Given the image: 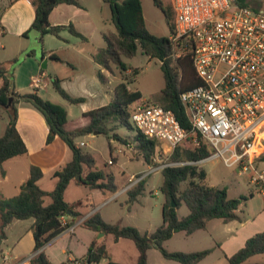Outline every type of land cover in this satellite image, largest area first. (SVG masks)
<instances>
[{"label": "trees", "instance_id": "obj_1", "mask_svg": "<svg viewBox=\"0 0 264 264\" xmlns=\"http://www.w3.org/2000/svg\"><path fill=\"white\" fill-rule=\"evenodd\" d=\"M14 1L16 0H12ZM103 1L110 6L111 20L116 32L104 35L106 47L100 49L94 56L96 63L102 68L97 73L99 81L103 86L109 85V77L103 70L114 74V67H117L122 72H127L129 69L124 58H134L141 49L146 56L162 63L165 87L156 98L157 102L167 110L174 112L181 124L188 128L189 122L181 102V95L200 85L190 53L177 58V49L170 37H159L150 33L144 17L142 0ZM154 1L160 9L166 12L160 0ZM32 2L36 10V18L32 26L34 30L43 35L52 34L59 37L60 33L68 28L72 34L86 40L73 26L53 27L49 20L56 7L62 4L80 6L79 0H32ZM238 3L242 6L247 5L246 0H238ZM4 12L5 7H0V28ZM174 17L172 9V15L167 16L171 35L175 32ZM52 58L61 61L55 55ZM133 74L137 75L138 71H133ZM0 80L4 81L0 88V111H6L9 114L6 133L0 137V167L5 162L28 153L27 145L17 128L19 102L32 104L45 117L49 126L47 144L61 138L73 153L72 161L54 173L56 186L52 192L41 189L39 182L43 179L44 172L41 168L32 166L30 178L22 185L20 193L13 198L0 199V239H5L6 228L15 220L33 219L32 231L36 256L32 264H57L51 260L44 247L70 229L77 219L83 217L78 211V208L83 206V202L70 204L66 201V192L70 184L76 181L90 190L116 194L120 189L116 184L115 173L112 169H107L117 162L112 149V140L130 148L136 145V150L141 153L139 158H142L149 166L158 165L157 155L162 144L147 138L137 129V136L131 140L118 135L117 131L120 127L134 130L131 123L134 106L143 99L140 91L130 90L131 81L125 75L122 83L113 89L110 104L85 113L84 118L88 120V124L74 130L68 129L69 116L63 106L45 100L38 91L25 95L18 94L7 70L2 66H0ZM54 85L63 98L73 103L80 102V100L69 97L58 81H55ZM11 99H13L12 103ZM89 135H104L109 140L112 164L108 162L105 169L97 168L94 156L84 152L76 143L79 138ZM132 140L134 142H131ZM210 154L211 150L206 145L194 148L186 144L165 158L166 163L194 162L195 164L168 166L162 170L164 182L161 193L165 199L163 224L153 234H143L133 226L108 223L98 212L84 219L83 225L97 233L112 235L116 242L123 239L132 240L140 253L138 264H149L148 251L151 249H157L166 260L180 264H200L212 254V249L190 253L172 252L165 247V243L180 232L191 236L197 231L206 230L213 220H222L226 224L234 221L242 223L243 219L239 211L243 202L247 201V198L230 199L227 189L206 183V172L200 169L198 164L206 160ZM259 161L264 162V155ZM3 174H5L4 171ZM78 178L81 179L78 180ZM187 182L188 186L183 190L182 185ZM144 192L145 181L142 180L134 189L126 191L127 204L132 206L139 202ZM47 199L51 200L48 205L46 204ZM183 203L187 206L189 215L180 218L178 211ZM68 218H71V222H65ZM260 254H264V232L250 238L245 247L228 258V261L230 264H245L250 258ZM104 260L107 261L104 262ZM80 263L120 264L112 259L106 246L99 245L97 240L92 243L87 257L61 264Z\"/></svg>", "mask_w": 264, "mask_h": 264}, {"label": "crops", "instance_id": "obj_2", "mask_svg": "<svg viewBox=\"0 0 264 264\" xmlns=\"http://www.w3.org/2000/svg\"><path fill=\"white\" fill-rule=\"evenodd\" d=\"M79 3L80 6L59 5L51 13L49 20L53 27L73 26L86 40L75 36L68 28L63 30L59 37L52 34L43 35L32 28L36 18V10L32 0H16L14 2L12 0H0V7H5L0 28V66L7 70L8 76L12 79L15 91L18 94L25 95L38 91L39 95L45 100L63 106L68 112L69 130L81 128L88 124V120L84 118L85 113L109 105L113 89L122 83L124 76H122L121 80L114 81L116 67H114V74L103 70L110 80L108 86H103L97 76L98 71L102 68L96 63L94 56L100 49L106 47L104 35L116 32V28L111 20L112 16L109 4L103 0H79ZM173 23L175 25V17ZM167 37H171V32ZM54 55L59 57L61 61L54 60L52 58ZM131 73L132 71L128 70L125 74ZM40 76L43 78V84L39 89H36L34 81ZM55 81H58L61 88L69 97L80 100V102L73 103L63 98L55 88ZM3 83L4 81L0 80V88ZM51 88L53 92L49 91ZM130 90L132 89L130 88ZM142 100L146 99L143 98ZM17 108V128L27 145L28 153L24 156L13 158L0 167V199L13 198L20 193L22 185L30 178L32 166H37L44 172V177L39 182L41 189L52 192L56 186L53 178L54 173L73 159L72 151L61 138H57L53 143L47 144L49 126L45 117L38 109L32 104L25 102H19ZM8 123L9 114L6 111H0V137L5 135ZM85 137L94 139L95 136L89 135ZM78 140L76 141L77 145L83 149L86 144ZM114 142L116 141L112 140L111 143L115 154ZM82 143H84V146H81ZM130 149L132 150L133 147ZM110 154L112 155L111 148ZM133 158L137 160L142 159L136 158L134 155ZM261 165L264 166V162L259 161L258 171L259 173H264ZM3 171L5 174H3ZM253 179L254 176L251 179L252 184H255L259 194L264 196V190L260 189V185H257ZM79 185L84 186L76 181L70 184L66 192V201L70 204L83 202V206L78 208L83 217L77 219L70 229L44 247L45 252L51 260L57 264L84 259L89 254L90 247L97 240L96 235L98 233L86 228L82 223L84 219L98 212L106 222H112V220H109L111 218L105 216L103 213V210L110 205L107 203L112 200L109 196L111 193H105L101 190H90L88 188V194L82 193L73 200L69 199L68 195L74 190L73 188H78L74 186ZM84 187L87 188L86 186ZM118 187L120 190L116 194L124 192L126 186L122 189L120 186ZM127 201L128 198L126 204ZM50 203L51 200L47 199L46 204ZM164 203L165 199L163 205ZM139 204H141V198L139 202L132 206L127 204L129 212L126 216L132 215L134 208L137 205L139 206ZM185 217L180 216V218ZM66 221L71 222V218L65 219ZM22 222L24 221L15 220L6 230H11L16 224H22ZM258 223L257 219H254L251 223L244 222V220L242 223L234 221L226 224L223 222L224 234L226 233L225 237L228 240L220 242L219 238L212 236L211 243L209 242L208 246H206L207 248L200 250L204 251L210 248L213 252L200 264H213L214 261H218L221 264H230L228 258L245 247L246 242L254 235L264 232V224L257 225ZM33 224L34 222L31 223V227L28 225V231L20 238L17 244L19 247L13 250L14 254L13 252L4 253L1 250V255H4V264H27L24 261L34 254L35 239L32 231ZM118 224L136 227L143 234H153L163 222H154L150 217L145 216L144 223L142 224H139V222L137 224ZM258 226H261V228ZM254 228L256 229L255 232ZM201 231H197L191 236H187L183 232L177 233L171 240L165 243V247L172 252H196L198 249L188 250L184 248V242ZM104 236L106 237V235ZM70 237H76L74 247H69L68 251L65 248L57 251L55 246ZM25 238H27V243L24 245ZM5 241H8L7 235L5 239L0 241V247ZM97 241H99V245H102L101 240ZM125 244L126 247H121L124 253L123 256H118L120 260L112 253L110 256L115 262L120 264H138L140 253L136 244L134 243L135 247H132L131 243ZM172 244L175 246H172ZM255 257L258 256L250 258L245 264H264V259L256 261ZM122 258L126 262H121ZM148 262L149 264H180L175 261L166 260L157 249L148 251Z\"/></svg>", "mask_w": 264, "mask_h": 264}, {"label": "built area", "instance_id": "obj_3", "mask_svg": "<svg viewBox=\"0 0 264 264\" xmlns=\"http://www.w3.org/2000/svg\"><path fill=\"white\" fill-rule=\"evenodd\" d=\"M256 3L261 6H242L238 0H172L175 32L170 39L176 57L190 53L200 85L181 95L188 128L159 104H135L131 120L136 129L162 144L158 165L149 174L194 165L166 163L160 156L169 157L186 144L206 145L211 154L204 161H222L239 175L253 172V181L264 190V173L258 171L264 155V0ZM42 84L37 77L35 88ZM140 181L130 179L131 184ZM35 256L24 262L32 264Z\"/></svg>", "mask_w": 264, "mask_h": 264}, {"label": "rangeland", "instance_id": "obj_4", "mask_svg": "<svg viewBox=\"0 0 264 264\" xmlns=\"http://www.w3.org/2000/svg\"><path fill=\"white\" fill-rule=\"evenodd\" d=\"M160 1L162 2L166 12L160 9L155 4L154 0H142L144 17L150 33L159 37H167L170 35V28L167 24V16L172 15V0ZM246 3L250 6H261V4L249 0H246ZM176 54H178V50ZM124 61L132 73L126 75V72H122L120 68L116 67L114 81L121 80L123 75L127 76V78L131 81L129 86L133 91L138 90L143 94L144 99L159 104L156 98L165 87L162 63L157 59H152L146 56L141 49L138 50V53L134 58H124ZM133 71H138V74L134 75ZM49 91H52V88ZM131 123L134 130L126 127H120L117 131L120 137L131 140L137 136V130L132 120ZM78 141H83L86 144V146L83 147V151L94 156L97 168L105 169L106 165L112 158L108 138L104 135H100L95 136L94 139L83 137ZM131 142L134 141L132 140ZM113 147L115 150L114 157L117 158V164L108 167L107 169H112L114 171L116 184L120 186L121 189L126 186L124 190L127 189L126 191H128L132 188L134 189V187L138 184H131V176H134L137 179H142L146 183L145 195L141 197V204L134 208L133 214L127 217L126 215H128L127 213L129 210L128 205L126 204V200L128 198L126 192L122 191L120 194L116 195L110 194L109 196L112 200L107 203L110 205L103 210V213L105 216L111 218L109 220H112L111 223L113 224H137L138 222L139 224H142L144 223L145 216L148 218L150 217L151 220H154V222H163L164 197L161 193V186L163 185L164 178L162 171L149 174L151 167L148 166L143 159L137 160L133 158V155L136 158H139V155H141V153L136 150V145L133 146V149L131 150L130 147L121 145L116 141L113 143ZM160 157L164 162H166V157L164 155ZM198 166L206 172V183L208 185L227 189L230 199L247 198V201L243 202L239 211V214L243 218L244 222L251 223L254 219H257V221H259L257 225L264 224V196L259 194L256 185L252 184L251 179L254 176L253 172L239 175L237 168H227L222 161L219 160L203 161L199 163ZM262 168L264 169V166H262ZM187 186L188 182L182 185V189H186ZM74 187L78 188H73L74 190H72L68 195L69 199L73 200L79 197L82 193L88 194V188L80 185ZM179 214L181 217H185L189 214V210L184 203L179 209ZM33 222L34 220L30 219L22 222V224H16L11 230H5L6 235L8 236V241H5L0 247V264L5 263L3 259L4 255H1V250H3L4 253L13 252L14 254L13 250L16 247H19L17 244L20 238L28 231V225L31 227V223ZM222 223L223 222L220 220H214L209 224L207 230L201 231L192 238L186 240V242H184V248H187L188 250L198 249L196 252L202 251L200 249H206L209 242L211 243L210 240L212 239V236L219 238V240H221L220 242H223L224 240L227 241L228 238L225 237L226 233L224 234V224ZM258 227L261 228V226ZM255 230L256 229L254 228V232ZM96 239L101 240V244L106 246L109 254H114L117 259L119 255L123 256L124 253L121 247H126L125 243H131L132 247H135L132 240L123 239L120 240V243H118L114 241L112 236L105 237L102 236L101 233L96 235ZM75 241L76 237L66 238L55 246L56 250L59 251V249L65 248V250L68 251L69 247H74ZM23 243L24 245L27 243V238L24 239ZM174 244H172V246L178 245ZM24 245L23 247H25ZM22 250L24 249L22 248ZM257 256L258 257L254 258L256 261L264 259V254ZM106 261L107 260H104V262ZM121 262L126 261L122 258ZM213 264L221 263L214 261Z\"/></svg>", "mask_w": 264, "mask_h": 264}, {"label": "water", "instance_id": "obj_5", "mask_svg": "<svg viewBox=\"0 0 264 264\" xmlns=\"http://www.w3.org/2000/svg\"><path fill=\"white\" fill-rule=\"evenodd\" d=\"M251 1L260 2L261 0H251ZM44 67H45V65H44ZM12 101H13V99H11V103H12ZM80 179H81V178H78V180H80ZM173 206L176 207V204L173 203ZM101 235L104 236L103 233H101Z\"/></svg>", "mask_w": 264, "mask_h": 264}]
</instances>
